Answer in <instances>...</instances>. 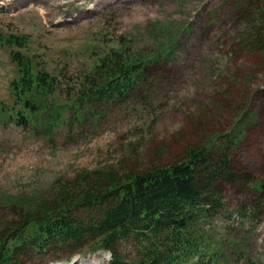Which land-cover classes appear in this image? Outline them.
Masks as SVG:
<instances>
[{
  "label": "rangeland",
  "instance_id": "obj_1",
  "mask_svg": "<svg viewBox=\"0 0 264 264\" xmlns=\"http://www.w3.org/2000/svg\"><path fill=\"white\" fill-rule=\"evenodd\" d=\"M250 1L239 0L238 6L236 0H0V231L17 219L14 201L51 200L57 182L83 173L117 169L122 175L171 164L190 144L210 142L235 120L231 165H241L264 184V49L241 34L263 26L264 16ZM257 2L264 7V0ZM120 48L145 56L160 48L166 64L157 66L149 87L91 106L82 121L67 120L75 111L69 92L77 91L103 56ZM12 54L54 77L52 91L33 94L31 108L54 102L61 111L56 124L45 111L44 121L32 118L22 105L26 97L14 95L10 82L20 73ZM246 200L229 189L228 211L206 221L205 228L228 249L222 264H264V213L251 217ZM121 249L134 257L132 244L122 243ZM56 255L61 254L33 257L24 248L19 259L21 264L110 260L102 249H83L69 260L53 259Z\"/></svg>",
  "mask_w": 264,
  "mask_h": 264
},
{
  "label": "trees",
  "instance_id": "obj_2",
  "mask_svg": "<svg viewBox=\"0 0 264 264\" xmlns=\"http://www.w3.org/2000/svg\"><path fill=\"white\" fill-rule=\"evenodd\" d=\"M257 1H250L251 6L263 17L264 7ZM241 34L243 40L252 37L250 41L264 49V24ZM163 52L152 49L145 56L120 48L103 56L85 73L74 89L77 91L69 92L67 102L69 107L75 105V111L67 120L82 121L91 106L122 98L138 86L149 87L158 76L157 70L166 64ZM25 59L20 61L12 54L20 78L11 81L10 87L17 99L26 97L21 102L32 118L44 121L45 111L56 124L61 111L54 102L40 101L31 108L33 94L51 92L54 77L42 74ZM27 94H31V101ZM16 120L20 123L19 117ZM237 130L235 120L216 132L210 142L190 144L184 157L171 164L122 175L117 169L83 173L75 181L57 182L51 188V200L42 196L22 205L12 202L17 206L13 209L17 219L0 231V264H21L24 248L33 257L58 252L61 255L53 258L56 260H69L83 249H102L110 253L108 264H222L228 249L205 225L208 218L228 211V190L245 194L243 206L250 207L251 217L264 213V184L241 165H231L235 155L229 141L236 140ZM122 243L132 244L134 257L123 254Z\"/></svg>",
  "mask_w": 264,
  "mask_h": 264
}]
</instances>
